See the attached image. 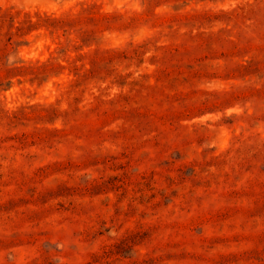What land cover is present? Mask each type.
I'll use <instances>...</instances> for the list:
<instances>
[{
    "label": "rangeland",
    "instance_id": "1",
    "mask_svg": "<svg viewBox=\"0 0 264 264\" xmlns=\"http://www.w3.org/2000/svg\"><path fill=\"white\" fill-rule=\"evenodd\" d=\"M0 264H264V0H0Z\"/></svg>",
    "mask_w": 264,
    "mask_h": 264
}]
</instances>
